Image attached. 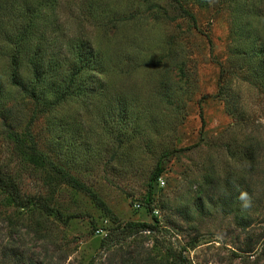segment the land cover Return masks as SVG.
Returning a JSON list of instances; mask_svg holds the SVG:
<instances>
[{"label": "rangeland", "instance_id": "1", "mask_svg": "<svg viewBox=\"0 0 264 264\" xmlns=\"http://www.w3.org/2000/svg\"><path fill=\"white\" fill-rule=\"evenodd\" d=\"M185 1L194 20L173 0H55L51 45L88 39L105 71L97 94L56 109L48 131L14 99L0 119V166L32 201L0 191V264H264V65L246 36L264 41V18ZM24 129L106 209L33 159L11 134Z\"/></svg>", "mask_w": 264, "mask_h": 264}, {"label": "trees", "instance_id": "2", "mask_svg": "<svg viewBox=\"0 0 264 264\" xmlns=\"http://www.w3.org/2000/svg\"><path fill=\"white\" fill-rule=\"evenodd\" d=\"M173 1L185 16L194 20L187 1ZM198 1L200 6L201 0ZM229 1L242 4L240 14L244 15V22L249 19L252 25L253 20L250 18H264V0H221V4L224 5V2L229 4ZM55 5V0H0V119L4 121L5 114L15 107V102L11 101L14 99L17 104L30 106L33 120L42 119L45 124L44 131H48V126L56 115V109L69 100L79 101L81 98L85 100L97 94L91 83L99 82L95 77L104 74L103 55L96 50L90 40L79 36L70 37L64 46L57 43L51 45L53 40L60 36L58 20L56 21V16L51 17L49 12L54 10ZM237 17L240 18L238 15ZM238 25L237 21L236 28ZM252 33L246 34L248 50L252 52L249 54L252 56L250 61H258L260 65H264L262 58L264 41L254 33L252 42ZM57 126L58 130L63 131L62 125L58 123ZM11 134L19 142L27 138L28 149L33 159L44 161L61 175L66 183L87 191L85 185L70 174L63 162L57 165L48 159L45 152L38 148L40 139L35 140L31 132L24 129L20 132L14 130ZM61 138V133H58L56 136L49 135L46 142V139L43 140L46 146L51 140L61 143ZM170 154L171 151H164L155 164L149 181L147 203H150L152 196V181H156L161 173V161ZM0 191L9 195L20 207L32 202L30 197L24 198L21 195L17 182L8 167L3 164L0 166ZM87 192L99 206L106 209L104 203L94 193ZM40 204L46 211L52 212L43 201ZM124 227L137 231L152 229L154 225L129 222ZM258 256L264 259V240Z\"/></svg>", "mask_w": 264, "mask_h": 264}]
</instances>
